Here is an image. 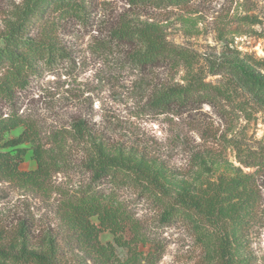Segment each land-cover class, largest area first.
I'll list each match as a JSON object with an SVG mask.
<instances>
[{"label":"rangeland","instance_id":"obj_1","mask_svg":"<svg viewBox=\"0 0 264 264\" xmlns=\"http://www.w3.org/2000/svg\"><path fill=\"white\" fill-rule=\"evenodd\" d=\"M80 1L86 19L59 23L54 40L60 53L39 66L25 87L15 92L18 112L36 119L44 140L49 131L69 128L73 120L83 118L95 142L102 140L113 148L147 156L162 163L173 181L206 188L223 207L225 227L235 237V264H264V105L228 73L211 75L206 62L239 59L264 74V0H184L161 8L132 7L127 0ZM20 2L0 0V32L8 12ZM123 21L157 26L190 58L174 68L158 66L149 72L134 68L127 59L129 46L115 43L110 35ZM190 74L217 88L210 102L182 112L150 109L156 87L185 84ZM21 130L13 129L6 138H16ZM65 137L57 150L63 163L41 188L0 180V231L8 238L23 224L29 247L50 238L57 241L64 264H96L73 242L60 217L64 199L90 182L80 162L92 147L73 142L69 134ZM31 146L29 142L14 146L28 148L21 170L37 166ZM252 151L257 153L255 161L241 164L239 158ZM113 189L115 199L154 238V243L140 246L137 264H216L211 257L214 239L205 228L181 216L162 223L160 210L141 188ZM249 203L256 218L244 229L239 223L242 206ZM92 220L96 222L95 217ZM99 239L104 244L113 240L108 231L100 233ZM115 253L120 261L128 256L119 247Z\"/></svg>","mask_w":264,"mask_h":264},{"label":"trees","instance_id":"obj_2","mask_svg":"<svg viewBox=\"0 0 264 264\" xmlns=\"http://www.w3.org/2000/svg\"><path fill=\"white\" fill-rule=\"evenodd\" d=\"M183 2L127 0L132 7L154 8ZM86 14L80 0H21L8 12V20L0 32V180L41 188L45 180L59 171L63 157L57 150L64 143L65 134H69L73 142L92 147L85 150L80 162L89 172L90 182L82 191L64 199L60 217L73 242L96 264H137L142 252L140 246L154 243L148 227L115 199L113 188L120 186L141 188L160 210L162 223L181 216L195 227L205 228V233L214 239L211 257L216 259V264H235L238 259L233 252L235 237L225 227L223 207L206 188L192 186L185 180L173 181L162 163L147 156L113 148L102 140L95 142L91 138V127L83 118L73 120L69 128L49 131L44 140L42 127L36 119L18 112L15 92L25 87L29 75L39 66L46 65L57 52L60 53L54 40L59 23L68 19L84 21ZM110 35L115 43L129 46L128 62L140 71L149 72L158 66L174 68L179 61L190 58L184 47L169 42L153 24L131 25L123 21ZM206 62L211 75L228 73L256 102L264 105L263 73L239 59L219 62L209 59ZM215 91L217 88L211 82L190 74L185 84L162 83L156 87L150 95L149 107L160 113L182 112L210 102ZM17 127H22L19 135L6 138V134ZM18 142L31 143L32 157L37 164L35 169H19L28 148L14 147ZM6 147L13 148L4 150ZM256 156L252 151L239 161L251 165ZM249 204L242 206L243 219L239 223L244 229L256 218L254 206ZM27 230L25 225L19 224L16 234L8 238L0 231V264H64L56 240L49 238L44 244L31 248L27 243ZM104 231L112 235V242L100 241L99 235ZM199 237L202 239V234ZM115 247L126 249L128 256L124 261L117 257Z\"/></svg>","mask_w":264,"mask_h":264}]
</instances>
